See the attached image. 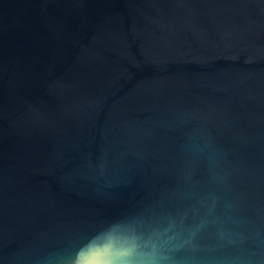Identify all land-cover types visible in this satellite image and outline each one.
<instances>
[{
  "label": "water",
  "instance_id": "water-1",
  "mask_svg": "<svg viewBox=\"0 0 264 264\" xmlns=\"http://www.w3.org/2000/svg\"><path fill=\"white\" fill-rule=\"evenodd\" d=\"M0 264H264V0H0Z\"/></svg>",
  "mask_w": 264,
  "mask_h": 264
},
{
  "label": "clouds",
  "instance_id": "clouds-1",
  "mask_svg": "<svg viewBox=\"0 0 264 264\" xmlns=\"http://www.w3.org/2000/svg\"><path fill=\"white\" fill-rule=\"evenodd\" d=\"M87 247V246H86ZM83 251V250H82ZM80 253H77V257H79Z\"/></svg>",
  "mask_w": 264,
  "mask_h": 264
}]
</instances>
